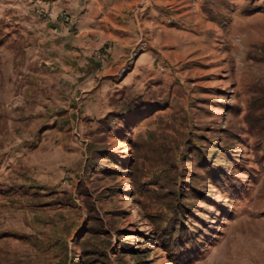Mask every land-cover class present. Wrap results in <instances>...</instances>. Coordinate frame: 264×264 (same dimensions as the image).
<instances>
[{
	"label": "rangeland",
	"instance_id": "1",
	"mask_svg": "<svg viewBox=\"0 0 264 264\" xmlns=\"http://www.w3.org/2000/svg\"><path fill=\"white\" fill-rule=\"evenodd\" d=\"M61 215L64 264H264V0H0V264Z\"/></svg>",
	"mask_w": 264,
	"mask_h": 264
},
{
	"label": "trees",
	"instance_id": "2",
	"mask_svg": "<svg viewBox=\"0 0 264 264\" xmlns=\"http://www.w3.org/2000/svg\"><path fill=\"white\" fill-rule=\"evenodd\" d=\"M131 111V110H130ZM132 113H138V112H136V111H132L131 113H116L115 115L113 114V115H109L108 116V119H110V120H114V121H116V120H121V121H124L125 119H126V117H128V116H134V117H136V115L135 114H132ZM150 114V113H149ZM148 114V115H149ZM148 115H146V116H144V117H147ZM120 117V118H119ZM143 117V118H144ZM137 129V128H136ZM111 131H113V130H111ZM115 131V130H114ZM113 131V132H114ZM115 134L116 135H119V132L117 133V131L115 132ZM135 144V143H134ZM135 146H136V144H135ZM88 161H89V159H88ZM111 162V161H110ZM112 163H114L115 165H116V163H117V161L116 160H113L112 161ZM134 164V163H133ZM133 164L132 165H130V167H128V168H126L127 170H129L130 172H129V174L130 175H132V177L133 178H135L136 180H135V182H134V188H135V192H136V187H137V184H139L140 183V180L142 179V178H144L145 176H148L149 175V173H150V171L149 172H146L145 174H143L142 176L140 175V172H139V168H137V167H134L133 166ZM118 165V164H117ZM135 165V164H134ZM108 166V165H107ZM152 170V172L154 173H152V174H150L154 179H156L157 180V185L160 187V181H162L161 179H162V177H163V175H165V170H163V169H159V168H157V169H153V168H151ZM93 170H94V168H93ZM95 171V170H94ZM106 171H107V169H106ZM105 171V172H106ZM113 174H116L117 173V171H115V172H112ZM156 177V178H155ZM148 179V178H147ZM154 179H150V180H154ZM136 186V187H135ZM160 189H161V187H160ZM35 191H38L39 193H36L35 192V194H37V195H45L46 196V194L44 193V194H42V192H45V191H43V190H38V189H35ZM160 192H161V190H160ZM159 194V193H158ZM155 194H153V195H151V198L154 196ZM44 199H45V197H44ZM136 199H137V201H138V198L136 197ZM150 199V198H149ZM149 199H147V200H149ZM139 202H141V201H139ZM143 202V201H142ZM54 203H56V205H58V207H59V211L60 210H64L66 207H67V205H65V204H63L62 202H61V204H58L57 203V200H55V201H50V203H45L46 205L45 206H42V203H32V202H28V201H26L25 203H24V207L23 208H17V207H15V211L16 212H18L19 211V213L20 212H22V210L23 211H25V212H30V214H33V216L37 219V221H39V220H41L40 218H41V216H42V212L44 211H46L48 208H56V206L54 205ZM55 206V207H54ZM69 209H71L70 207H69ZM175 210V213H176V216H177V218L178 217H181V223L179 224V226H177V228H175L174 229V233H176V235L175 236H173V237H180L181 236V233H180V229H181V227L183 226V227H185L186 229H188V226H187V222H186V219L188 218V215L186 214V213H182L181 212V210H180V207L179 206H173L172 208H168L167 210H165V212L162 214V215H158V213H155L154 211H151V212H149L148 213V216L152 219V215H155V216H157V219H161V218H163L164 216H165V213H170L171 212V210ZM49 210V209H48ZM44 212H43V214H44ZM64 214V213H63ZM65 215V214H64ZM70 217H66V216H63V215H61V217H62V220L61 221H57L56 223H51L50 225H53L52 227H55L56 226V230H59L58 229V225L57 224H59V223H62V224H69V225H67V229H66V231H62V233L61 234H58L57 236H56V232H54V234H55V236H56V238H53L54 239V244H52V245H48V244H42V242H40L39 240H41V238H42V236L41 235H43V233L40 231V233L38 234V236H37V238H36V240H37V248H38V251H39V253L41 254V253H43L44 252V250H49V251H52L53 252V255H54V257H55V259L57 260V264H64L66 261H67V258H68V251H69V247H68V243H67V240L68 239H70V237H72L76 232H77V230H78V227H79V225H80V223H79V218L76 216V215H69ZM35 219V220H36ZM70 220H72L71 222H70ZM154 222H155V224L157 225V227H158V229H159V232H160V235H159V237H160V239H161V242H163V243H165V244H168V245H170V246H172V245H174V243H172L173 241H175L174 239H172L171 237H166V235H165V232L164 231H162L160 228H159V222H157L156 220H153ZM38 224V223H37ZM64 226V225H63ZM179 229V230H178ZM14 231H16V229H13ZM12 230V231H13ZM5 231H7V230H5ZM9 231V230H8ZM8 231H7V233H8ZM58 232V231H57ZM187 232H188V230H185V233L187 234ZM80 235H81V233L79 232V234L78 235H75L76 237L74 238V243H76V241L77 240H79L81 237H80ZM29 236V235H28ZM10 234L9 235H4V236H0V245L1 244H5L4 242L5 241H9L10 242ZM27 237V236H26ZM23 238H25V237H23ZM23 238H20V239H23ZM173 240V241H172ZM2 241H3V243H2ZM8 242V243H9ZM40 243V244H39ZM39 244V245H38ZM13 249H16V248H12V253H14L13 252ZM20 250L18 249V252H19ZM18 252H15L14 254L15 255H17V254H19L20 255V253H18ZM21 256V255H20ZM22 257V256H21Z\"/></svg>",
	"mask_w": 264,
	"mask_h": 264
}]
</instances>
